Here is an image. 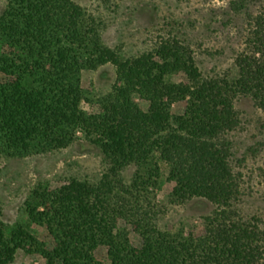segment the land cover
I'll return each instance as SVG.
<instances>
[{
  "label": "trees",
  "instance_id": "trees-1",
  "mask_svg": "<svg viewBox=\"0 0 264 264\" xmlns=\"http://www.w3.org/2000/svg\"><path fill=\"white\" fill-rule=\"evenodd\" d=\"M6 1L0 36L26 42L30 50L17 61L0 58L8 77L0 82V151L12 157L77 141L85 146L86 140L105 170L99 181L73 178L57 191L37 185L24 203L27 221L11 229L0 209V264L13 262L25 245L45 264H104L95 256L101 246L110 264H264V220L237 206L247 190L236 165L243 106L264 111V0L229 1L225 16L237 25L243 47L223 75L208 73L191 55L181 63L190 47L176 36L125 57L96 28L80 32L86 12L73 0ZM84 64L116 69L114 92L97 114L82 109ZM182 72L186 82L171 80ZM133 96L148 110L132 107ZM168 102H185L184 112L163 118ZM161 163L173 184L172 204L215 207L202 236L170 232L159 222L156 203L143 197L139 173L147 168L151 180ZM121 220L152 245L149 256L121 244ZM34 226L53 237L52 249L37 247Z\"/></svg>",
  "mask_w": 264,
  "mask_h": 264
},
{
  "label": "rangeland",
  "instance_id": "rangeland-1",
  "mask_svg": "<svg viewBox=\"0 0 264 264\" xmlns=\"http://www.w3.org/2000/svg\"><path fill=\"white\" fill-rule=\"evenodd\" d=\"M86 13L79 30L87 33L96 28L105 44L120 50L125 57L148 51L167 37L186 40L190 49L181 63L188 64L191 55L205 71L212 75L225 74L234 69V60L243 44L235 23H228L225 10L230 0H73ZM7 1L0 0V15ZM72 27V23L69 24ZM58 46V45H57ZM74 47H78V44ZM80 48V47H79ZM29 44L21 40L8 42L0 36V58L17 61L19 56L29 53ZM82 50V49H81ZM84 50H82L83 52ZM85 59V56L83 57ZM78 82L85 96L82 109L88 114L101 111L105 97L114 92L117 80L116 69L111 64L92 68L83 65ZM8 80L0 67V82ZM173 82H186L185 73L171 77ZM130 105L147 111L149 104L139 96H133ZM186 103L168 102L162 111L165 119L180 115ZM245 112L244 131L237 137L239 159L237 166L244 175L246 194L237 203L249 215L264 220V111L251 104L243 106ZM77 137L82 138V133ZM84 145L77 141L62 149H32L22 155L7 157L0 151V209L2 220L8 228L27 221L24 203L34 187L44 185L57 191L73 178L99 181L105 170L102 156L88 141ZM157 177L147 180L149 171L142 169L140 183L142 194L156 203L161 225L172 233H181L185 239L196 238L205 233V217L213 214L212 204L187 202L172 204L173 184L167 181L165 166ZM133 175L136 174L134 171ZM132 174L128 178L131 181ZM131 175V176H130ZM155 183V184H154ZM249 187L250 189H248ZM251 216V217H252ZM119 240L124 247H133L149 256L152 245L144 240L127 222L119 221ZM38 238L37 247L52 249L53 237L39 226H34ZM96 258L110 264L107 248L101 246ZM9 264H45L35 247L25 245Z\"/></svg>",
  "mask_w": 264,
  "mask_h": 264
}]
</instances>
